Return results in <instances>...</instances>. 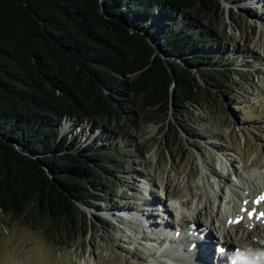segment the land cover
Listing matches in <instances>:
<instances>
[{"label":"trees","instance_id":"1","mask_svg":"<svg viewBox=\"0 0 264 264\" xmlns=\"http://www.w3.org/2000/svg\"><path fill=\"white\" fill-rule=\"evenodd\" d=\"M222 12L221 0H0V211L56 246L83 237L99 219L86 210L118 200L130 128L178 121L233 85L236 66L193 23ZM66 120L101 128L80 144Z\"/></svg>","mask_w":264,"mask_h":264},{"label":"rangeland","instance_id":"2","mask_svg":"<svg viewBox=\"0 0 264 264\" xmlns=\"http://www.w3.org/2000/svg\"><path fill=\"white\" fill-rule=\"evenodd\" d=\"M221 2L222 14L195 15L193 23L209 28L216 37L207 50L215 60L236 66L234 83L224 96L218 94L204 107L191 108L178 121L168 117L179 133V145L170 151L162 140L167 120L142 119L130 128V135L121 138L134 152L128 153L126 167L118 168V182L109 189L118 200L113 202L108 196L98 203L99 209L86 210L88 216L99 219L71 247L56 246L38 227L0 211V264H171L172 258L161 250L180 253L182 246L165 244V237L158 240L159 232L166 228L172 234L181 216L191 219V204L205 201L204 184L216 186L222 172L219 199L231 204L230 188L236 176L264 174V45L259 34L264 28V0ZM65 122V128L71 129L69 136L78 137L80 144L93 140L101 128L95 121ZM178 125H185L189 135ZM143 197L150 205L140 210L151 209L150 220L160 221V230L143 228L139 232L132 226L128 237H123L120 217L138 209ZM210 231L215 233L213 228ZM172 235L178 236L175 231Z\"/></svg>","mask_w":264,"mask_h":264},{"label":"bare ground","instance_id":"3","mask_svg":"<svg viewBox=\"0 0 264 264\" xmlns=\"http://www.w3.org/2000/svg\"><path fill=\"white\" fill-rule=\"evenodd\" d=\"M259 34L261 37L260 44L264 45V28L259 29ZM223 178V173L220 172L216 180V186L210 183L203 185L205 192L204 203L201 200H197L194 204H191L188 200V203L192 206L190 210L192 213L191 219H185V217L181 216V219L176 223L178 227L172 228V234L175 231L178 236L172 237L173 235L171 234L170 238H164V241L168 240L172 242L171 244L179 243L178 245L181 244L184 248V250L181 248L180 253L162 251L164 255L172 258V261L177 257L180 264H202L208 260L210 264H214L217 255L216 245L220 244L228 247L230 244H234L238 249H243L247 242L256 247L257 242L254 241L255 238L264 240V216L255 219L254 217L249 218L247 215V211L252 207L264 209V201L257 203V205H254L253 202L254 200L258 201L264 195V174L247 172L245 175L240 174L236 176L230 188L231 194L229 199L231 200L228 202H231V204H225L219 199L218 191L221 189ZM148 205L150 203L143 197L141 204L137 207L138 209L134 210V212H127L120 217L122 227H119V231L123 237H128V232L132 226L139 232L141 229L143 231V228H147L150 231L152 229H157L156 231L160 230V221L159 223L158 221L154 223L155 220H150L151 213H148V211H151V209L147 210L145 208L146 211L140 210V207ZM161 205L159 206L162 207ZM143 211L145 216L143 215ZM237 217L239 218L238 221H236ZM210 228L215 230L214 234L211 233ZM181 229L183 233H187V235L185 233L184 239L179 238L181 236L179 235V230ZM167 232H170V229L168 231L166 228L162 229L159 233L165 234ZM200 238H203L204 242L196 243L195 240ZM162 239L159 237L158 240ZM192 242H194V246L190 249L188 246ZM203 244L206 245L203 246Z\"/></svg>","mask_w":264,"mask_h":264},{"label":"snow or ice","instance_id":"4","mask_svg":"<svg viewBox=\"0 0 264 264\" xmlns=\"http://www.w3.org/2000/svg\"><path fill=\"white\" fill-rule=\"evenodd\" d=\"M261 201H264V195H262L260 197V199L258 201H256L257 203L261 202ZM261 216H264V213H261Z\"/></svg>","mask_w":264,"mask_h":264}]
</instances>
